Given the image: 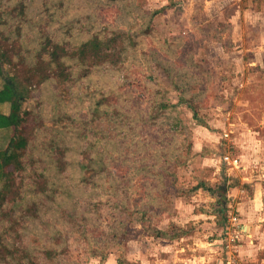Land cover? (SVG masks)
<instances>
[{
    "label": "rangeland",
    "instance_id": "rangeland-1",
    "mask_svg": "<svg viewBox=\"0 0 264 264\" xmlns=\"http://www.w3.org/2000/svg\"><path fill=\"white\" fill-rule=\"evenodd\" d=\"M33 2L35 31L49 21L53 39L72 47L121 35L126 50L117 66L68 60L72 80L45 84L28 102L45 125L31 143L32 170L45 169L55 185L35 198L38 217L16 211L7 240L17 235L34 264H217V256L203 259L213 243L223 264H264V0ZM176 87L207 127L183 104L155 121L142 116L176 105ZM9 137L0 131V148ZM55 144L66 149L64 172L55 156L50 163ZM93 152L107 174L76 185L79 163ZM205 185L226 194L222 228L213 218L218 198ZM12 223L1 218L0 229ZM246 245L255 249L241 259ZM45 248L56 257L46 259Z\"/></svg>",
    "mask_w": 264,
    "mask_h": 264
},
{
    "label": "trees",
    "instance_id": "trees-1",
    "mask_svg": "<svg viewBox=\"0 0 264 264\" xmlns=\"http://www.w3.org/2000/svg\"><path fill=\"white\" fill-rule=\"evenodd\" d=\"M33 3V0L29 4L27 0H0V131L10 134L7 145L0 148V219L10 218L14 222L11 226L0 229V264H34L32 252L29 250L31 248L17 247L15 244L17 235L12 241H8L6 236L15 234L17 220L13 215L16 211H25L38 217L39 208L35 198L46 194L50 186L55 185L52 177L44 174L45 169L40 173L36 168L32 170L36 161L29 154L31 143L45 125L37 111L30 108L28 102L45 84L53 83L54 86L60 87L72 80L73 75L67 64L68 60L88 69L117 66L122 62L123 53L126 50L125 40L121 35H112L104 39L95 35L88 41L72 47L68 43L53 39L49 21L45 26L36 25L38 30L35 31L31 21L33 15L30 12ZM127 42H129L128 46L133 45L128 37ZM179 88L176 87V91L178 89L177 92H179V101L176 105L162 102L155 108V114L146 110L142 116L148 117V122L155 121L169 108L183 104L192 112L193 119L198 125L207 127V123L199 116L194 101L185 97L186 89ZM104 101L105 98L95 103L94 112L100 111ZM104 114L109 115L106 111ZM57 118L55 117L53 123L55 127L60 122ZM178 127L177 125L176 128ZM51 150L53 154L50 163H55L53 159L55 156L58 172H64L66 149L55 144ZM106 169L107 162L101 154L93 152V154L85 155L79 163V180L76 185L90 184L96 176L106 175ZM29 172L32 174L31 178L35 179L27 183L25 178L30 174ZM203 187L218 198L214 214L225 220L227 218L225 192L217 193L206 185ZM223 190L226 191V188L224 187ZM28 195L32 203L24 207ZM72 195L73 191L69 196ZM10 204L11 209L8 214H5V208ZM55 234L60 232L57 231ZM156 235L166 237V234L161 231ZM45 249L46 259L56 257V254L49 250L51 248ZM94 256L97 254L95 253L92 257Z\"/></svg>",
    "mask_w": 264,
    "mask_h": 264
},
{
    "label": "crops",
    "instance_id": "crops-1",
    "mask_svg": "<svg viewBox=\"0 0 264 264\" xmlns=\"http://www.w3.org/2000/svg\"><path fill=\"white\" fill-rule=\"evenodd\" d=\"M196 154V153H195ZM202 189V187L200 186V187H198V186H196L195 187V189ZM229 190V189H228ZM215 215V214H214ZM216 216V215H215ZM213 218H215V220L217 219V222L218 223H216V224H218V226L220 227V228H222L223 226V224H222V222H221V219L219 218L218 219V216H216V217H213ZM250 232V231H249ZM249 232L247 233L246 232V237L248 238V239H251V235L249 234ZM251 244H252V242H251ZM213 246H214V243L213 244H208V247L209 248H207L206 249V251H205V253H204V262H206V260H209L208 261V263L212 260V258H216V256L219 258V259H216V263L217 264H223V259H222V257H224L225 256V254L222 252V251H220L221 249H213ZM255 246L253 245V246H242L241 248H238V249H240L239 250V255H238V257L239 258H241V259H244V256L246 255V254H250V252L252 251V250H246V249H255L254 248ZM210 250H212V252H209ZM185 250L184 249H181L179 252L180 253H183ZM208 251V252H207ZM214 252V253H213ZM222 252V253H221ZM183 261H185V260H183ZM159 264H162V263H159ZM205 264H207V263H205ZM231 264V263H230Z\"/></svg>",
    "mask_w": 264,
    "mask_h": 264
},
{
    "label": "built area",
    "instance_id": "built-area-1",
    "mask_svg": "<svg viewBox=\"0 0 264 264\" xmlns=\"http://www.w3.org/2000/svg\"><path fill=\"white\" fill-rule=\"evenodd\" d=\"M225 160H226L228 163H231V162L237 163V160H233V159H231L229 156H227V157L225 158ZM228 263L230 264L231 262L229 261Z\"/></svg>",
    "mask_w": 264,
    "mask_h": 264
}]
</instances>
